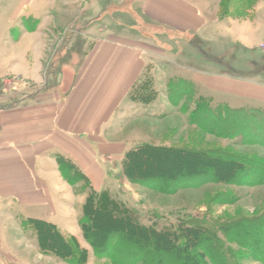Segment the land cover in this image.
Masks as SVG:
<instances>
[{
    "label": "rangeland",
    "instance_id": "obj_1",
    "mask_svg": "<svg viewBox=\"0 0 264 264\" xmlns=\"http://www.w3.org/2000/svg\"><path fill=\"white\" fill-rule=\"evenodd\" d=\"M141 1L94 0L89 7L88 0H0V46H3L4 39H17L25 30L38 29L41 24L40 34L47 38V50L43 53V70L40 73L45 79L40 82L42 86L35 87L36 84L32 82L29 87L25 86V89L31 87V92H43L42 94L57 89L67 92L73 82L75 70H78L83 58L81 51L71 44L76 30L87 28V25L95 22H87L88 15L97 12L100 17L104 14L105 19L111 18L113 23L123 21L118 27L120 32L127 33L129 42L141 46L146 52L147 66L137 86L148 82L147 87L153 89L157 97L147 103L134 100L133 89L127 96L121 97L117 112L122 117L118 123L111 124L112 135L120 128H127L128 134L124 139L128 140L129 136H133V140L140 141L138 144L152 142L207 152L220 150L225 156H253L257 159L255 162L264 161V145L245 142L239 134L232 138L226 137V130L229 132L237 129L235 125L239 123L233 115L225 118L228 123H235L233 129L229 127L222 132L221 127L220 133L217 134L215 129L225 121L214 116L204 121L199 119L200 117H197L198 121L194 120V114H189L192 107L189 112H185L184 101L175 105L168 96L170 83L185 78L196 85V97L209 99L214 107L222 104L232 108L264 110V71L257 72L252 66V61L255 60L264 64V0H205L203 5L211 20L207 38H200L191 31H171L166 25L147 21L137 10ZM85 5L89 7V12L83 14L81 11ZM222 20L225 21V29L230 33L231 40L225 39L224 30L216 28V23ZM9 66L11 68V63ZM9 66L4 65L5 68ZM62 68L66 80L61 83ZM15 83L11 74H1V105L12 103L27 92L22 90L21 95L13 92L16 91L15 87L19 86ZM124 158L113 166L114 171L118 172L119 185L115 184L116 181L111 183L108 192L129 206L143 211L144 221L148 223L156 220L154 211L164 214L162 223L175 224L186 222L188 214L208 216L215 221L241 217L251 219L264 215V183L261 182L264 176L239 183L213 180L193 186L178 183L179 188L175 192H164L153 188L149 182L131 181L123 175ZM234 176L232 175V178ZM64 179L67 181L65 177ZM82 185L85 183L80 180L78 186ZM166 185L162 188L167 187ZM67 187L69 189L68 185ZM70 205L73 206V203ZM68 210L69 208H66L65 213ZM71 211L75 213V210ZM83 214L82 208L79 220ZM30 225V222H25L21 227L24 226L23 228L28 230ZM69 225L71 226V223ZM27 234L31 238L34 237L30 231ZM219 234L222 235L221 232ZM65 235L75 237L80 246L88 250L87 260L83 264H114L111 257L105 256L107 254H98L94 250L85 239L83 230L80 238L71 233ZM15 236L21 240L12 243L15 255L5 254L0 256V259L11 262L17 260L25 264H75L41 250L37 251L32 244L35 243L33 239L31 242L24 240L18 232ZM255 238L257 237L240 234L236 239L230 237L231 249L238 252V264H262L252 257L246 247L239 244L242 239L252 244V247L255 245ZM9 241L11 240H2L0 250L11 245ZM19 243H22V246ZM171 250L172 255L175 254L174 257L185 260L187 264L198 261L194 251L187 250L182 245L176 246V249L171 247ZM112 253L116 255L114 251ZM118 256L119 254L116 255ZM197 264H202V261Z\"/></svg>",
    "mask_w": 264,
    "mask_h": 264
},
{
    "label": "crops",
    "instance_id": "obj_2",
    "mask_svg": "<svg viewBox=\"0 0 264 264\" xmlns=\"http://www.w3.org/2000/svg\"><path fill=\"white\" fill-rule=\"evenodd\" d=\"M204 1L142 0L137 10L153 24L207 38L211 20ZM93 2L88 0L87 5ZM87 5L81 13L89 12ZM97 13L88 15L87 21L96 23L73 35L72 47L80 50L83 58L67 92L57 89L42 94L31 92V87L25 89L32 82L35 87L42 86L40 82L45 79L40 73L47 38L40 34L41 24L39 30H25L17 39H4L0 46V78L2 73L11 74L19 85L13 92L27 91L12 103H0V242L11 240V245L0 250V256L15 255L12 243L21 241L15 236L17 232L24 240L33 239V246L40 250L36 231L21 227L32 218L53 223L64 234L81 237L79 216L87 191L79 192L65 181L59 155L72 160L93 188L103 191L115 181L119 185L113 166L140 142L133 136L124 139L127 128L112 135L110 127L121 120L117 112L121 97L128 95L146 69V52L130 43L127 33L120 32L123 21L113 23ZM216 24L218 30L225 31V39L232 38L224 20ZM60 77L61 83L66 80L63 68ZM66 208L69 210L65 213ZM0 264L25 262L1 258Z\"/></svg>",
    "mask_w": 264,
    "mask_h": 264
},
{
    "label": "trees",
    "instance_id": "obj_3",
    "mask_svg": "<svg viewBox=\"0 0 264 264\" xmlns=\"http://www.w3.org/2000/svg\"><path fill=\"white\" fill-rule=\"evenodd\" d=\"M252 66L257 72L264 71L262 61H252ZM147 83L134 86V100L147 103L156 99L157 93L149 89ZM196 94L197 87L191 80L180 78L170 83L169 98L175 105L184 101L185 112H189L192 107L189 114H194V120L200 117L204 121L212 116L222 119L225 123L215 129L219 134L221 127L222 132L229 127L233 129L235 123H228L225 119L233 115L239 123L235 125L237 129L226 130V137L232 138L239 134L245 142L264 145V110L232 108L222 104L214 107L209 99L196 97ZM57 159L67 181L77 191H87L84 214L80 220L85 239L98 254L104 253L111 257L114 264H187L171 253V247L176 249V246L181 245L194 251L198 261H193V264L200 261L202 264H238V252H234L229 245L230 237L236 239L238 234L257 237L252 247V244L242 239L239 244L264 264V215L251 219L241 217L215 221L208 216L188 214L186 222L175 224L162 223L164 214L154 211L156 220L148 223L144 221L143 211L111 195L108 189H94L90 179L72 160L61 155ZM255 160L253 156H225L220 150L207 152L143 142L126 152L123 175L131 181L149 182L153 188L164 192H175L179 188L178 183L193 186L206 180L239 183L259 179L264 176V161ZM232 175L235 176L232 178ZM80 180L85 185L78 186ZM261 182L264 183V179ZM165 184L169 188H162ZM29 222L37 233L41 251L75 264L86 262L88 250L82 248L75 237L66 236L57 225L42 219L32 218ZM113 251L119 254V258Z\"/></svg>",
    "mask_w": 264,
    "mask_h": 264
}]
</instances>
